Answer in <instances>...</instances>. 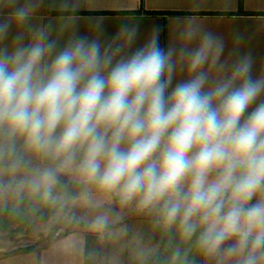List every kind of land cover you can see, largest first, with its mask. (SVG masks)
Segmentation results:
<instances>
[{
	"label": "clouds",
	"instance_id": "obj_1",
	"mask_svg": "<svg viewBox=\"0 0 264 264\" xmlns=\"http://www.w3.org/2000/svg\"><path fill=\"white\" fill-rule=\"evenodd\" d=\"M42 3L0 0V157L22 138L54 162L28 182L46 199L75 169L195 237L213 264H264V72L246 34L229 46L197 17H176L166 43L153 24L138 44L139 22L103 39L98 20L96 34L61 43L30 22ZM172 262L186 255L177 248Z\"/></svg>",
	"mask_w": 264,
	"mask_h": 264
},
{
	"label": "crops",
	"instance_id": "obj_2",
	"mask_svg": "<svg viewBox=\"0 0 264 264\" xmlns=\"http://www.w3.org/2000/svg\"><path fill=\"white\" fill-rule=\"evenodd\" d=\"M72 2L75 8L64 9L63 0H43L30 22L49 26L52 37L61 43L73 30L82 35L96 34L98 20H102L103 39H110L122 24L139 22V44L153 24L164 26L161 42L166 43L171 20L195 16L206 27L223 34L229 46L234 33H245V48L255 54L256 71L264 72V0ZM182 76L178 69L177 79ZM53 166L50 159L29 151L22 138L16 140L14 153L0 157V264H173L177 248L186 255L187 264H213L198 250L195 237L182 239L176 226L167 227L160 216H118L119 196L84 181L75 169L58 174L52 190L54 199H46L42 190L33 191L28 182L37 170ZM54 208L61 210L63 219L55 236L42 245L45 226L41 217L50 216L52 220L50 211ZM107 211H113L115 219ZM100 216L107 217V225L93 227ZM26 247L33 249L21 250Z\"/></svg>",
	"mask_w": 264,
	"mask_h": 264
},
{
	"label": "rangeland",
	"instance_id": "obj_3",
	"mask_svg": "<svg viewBox=\"0 0 264 264\" xmlns=\"http://www.w3.org/2000/svg\"><path fill=\"white\" fill-rule=\"evenodd\" d=\"M116 211L118 213V216H123V217L131 216V215L136 216V217L153 216V215L159 216V214L155 211L150 212L147 210H140L137 207L136 201H132L131 203H128V204H122L120 202L118 204ZM50 214H53L52 220H49L50 216H46L44 218L41 217V220L44 221L43 223L45 226V229L43 230V232H41V236H42L41 244L42 245L47 244V242H49L55 236V234L58 231V228L60 226V223L63 219L61 210L59 211V208H54L53 210L50 211ZM107 214H109V217L115 219L114 215H112V214H114L113 211L111 213L109 211H107ZM82 215L83 214L81 213V216ZM88 217H90V215L87 216V218Z\"/></svg>",
	"mask_w": 264,
	"mask_h": 264
},
{
	"label": "trees",
	"instance_id": "obj_4",
	"mask_svg": "<svg viewBox=\"0 0 264 264\" xmlns=\"http://www.w3.org/2000/svg\"><path fill=\"white\" fill-rule=\"evenodd\" d=\"M31 249H33V248L32 247L21 248L22 251H27V250H31Z\"/></svg>",
	"mask_w": 264,
	"mask_h": 264
}]
</instances>
